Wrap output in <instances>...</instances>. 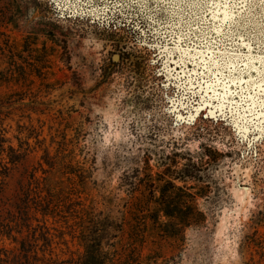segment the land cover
Here are the masks:
<instances>
[{
    "label": "rangeland",
    "instance_id": "374dc122",
    "mask_svg": "<svg viewBox=\"0 0 264 264\" xmlns=\"http://www.w3.org/2000/svg\"><path fill=\"white\" fill-rule=\"evenodd\" d=\"M181 7L0 0V264H264V116L252 108L238 136L223 101L252 102L223 96L227 65L219 77L176 68L199 87L169 79L160 46L195 47L207 31ZM255 9L253 57L264 46ZM186 87L188 109L172 103ZM192 209L206 219L184 227L182 247L159 236Z\"/></svg>",
    "mask_w": 264,
    "mask_h": 264
},
{
    "label": "snow or ice",
    "instance_id": "6c2138e0",
    "mask_svg": "<svg viewBox=\"0 0 264 264\" xmlns=\"http://www.w3.org/2000/svg\"><path fill=\"white\" fill-rule=\"evenodd\" d=\"M54 4L57 0H53ZM106 8L118 9L122 5L127 3H136L142 6H146L149 0H101ZM161 3L165 0H160ZM167 2L174 7H181V11H186L187 15L196 19L200 24L207 28V31L203 33L201 39L203 43L197 44L195 47H181L177 45L175 48L168 50L162 44L160 51L165 54L166 59L163 61L165 69L170 73L169 79L180 80L181 83L199 87L195 81L187 79L183 72L178 73L176 68L184 69L186 64L192 63L196 67L203 69L196 73L198 78H202L205 75H211L209 65L215 69V75L220 76V69L227 68L228 79L217 80V85H225L223 87V96H235L242 95V99H247L251 103V107H245L241 109L240 105H236L235 100H224L223 106L227 111L232 113V119L236 121L234 127H237V134L243 140L242 131L240 128V122L243 121L244 125L250 124L251 121L245 117L251 115L252 108H259L260 115L264 116V46H257L255 49V57L252 56V44L251 35L245 25L248 21V14L255 12V6L260 7L261 14L264 15V0H167ZM63 6L70 7L75 4L80 6L82 3L89 4L91 7V0H61ZM198 8L199 15L193 12L192 9ZM209 21L211 22L209 24ZM165 19L161 18L159 23L165 24ZM153 23L156 20L153 19ZM191 28V25H189ZM209 33H215V36L209 35ZM175 33H172L174 36ZM153 39L168 40L171 43H175L171 40V37L166 36L159 31L153 34ZM187 39V37H185ZM248 41V43H245ZM192 41H189L191 44ZM152 47L155 49L156 45ZM228 50V55L225 56L223 52H220L221 48ZM241 48H248V55L245 56L241 53ZM230 49V50H229ZM211 50L212 54H209ZM178 54L177 59H172V55ZM169 64L175 65V67L169 69ZM255 72V77L251 76V73ZM193 73H187L188 77H191ZM248 76L245 80L244 77ZM203 83V80H200ZM232 85L237 88L236 92H230ZM241 85H245V88H241ZM167 86V85H166ZM208 92L212 95L209 97L205 94V97L210 100L221 99L222 94L216 91L211 85H205ZM180 86L177 85V88ZM249 93L247 96H243V93ZM194 94L190 93L186 87L184 92H178L177 100L172 103H178L179 107L188 109L191 108L195 101L192 99ZM255 101V102H253ZM229 103L235 105V107H229ZM209 108L213 105L209 104ZM243 111L244 116L240 115ZM256 119V118H254ZM260 124L259 132L264 136V119H259ZM251 146V145H250Z\"/></svg>",
    "mask_w": 264,
    "mask_h": 264
},
{
    "label": "trees",
    "instance_id": "16d2710c",
    "mask_svg": "<svg viewBox=\"0 0 264 264\" xmlns=\"http://www.w3.org/2000/svg\"><path fill=\"white\" fill-rule=\"evenodd\" d=\"M154 1L155 0H149L146 7L148 9H152L154 6ZM126 13L131 17L130 19L132 20V22H136V23H137V19H135V17L141 15L140 11H138L137 7L132 5V4L129 6V9H127ZM138 21L140 24H142V17L140 19H138ZM71 174H73V173H71ZM205 219H206V216L204 213H202L198 209H192L188 213L184 214V216L179 220L180 223H177L176 225H171L170 231L168 233H167V231H163L162 229H160L159 236H161V237H174V239L177 242V246L182 247L183 246V236L180 234H181L182 230L184 229V227H191V226L201 227L204 224ZM181 226H183V227H181ZM157 227L161 228V225H158ZM105 232H109V233H106L107 235H109L110 229L105 231ZM97 250L100 251V255L102 258L106 257L107 259H110V251H106L105 248L102 246H100ZM139 263L141 264V262H139Z\"/></svg>",
    "mask_w": 264,
    "mask_h": 264
}]
</instances>
